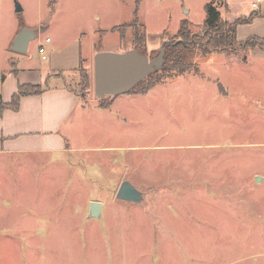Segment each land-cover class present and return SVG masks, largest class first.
<instances>
[{"label": "rangeland", "instance_id": "rangeland-1", "mask_svg": "<svg viewBox=\"0 0 264 264\" xmlns=\"http://www.w3.org/2000/svg\"><path fill=\"white\" fill-rule=\"evenodd\" d=\"M208 1L0 0V94L11 73L8 89L41 75L84 99L62 129L72 148L65 164L58 154L31 170L2 161L0 264H264V37L251 36L263 25L239 32L256 38L253 49L185 52L178 70L140 93L93 94V56L132 49L135 11L155 57L183 21L201 32ZM216 3L224 19L236 15ZM21 28L37 32L25 54L12 51ZM124 181L141 203L116 198ZM90 202L102 204L99 219L88 218ZM22 211L49 223L29 228Z\"/></svg>", "mask_w": 264, "mask_h": 264}, {"label": "crops", "instance_id": "crops-1", "mask_svg": "<svg viewBox=\"0 0 264 264\" xmlns=\"http://www.w3.org/2000/svg\"><path fill=\"white\" fill-rule=\"evenodd\" d=\"M254 1L255 0H247L248 8H243V10H241L237 7V3L226 0L228 11L230 12V10L234 8L236 10V15L234 17L226 15L225 20L233 21L239 17H248L252 12H255L253 10H256L251 7ZM260 2H262V0ZM258 11L261 13L262 17L254 19L249 26H259V24L264 26V11L261 9ZM246 26H240L237 29V39L239 41L245 40V38L241 39L239 37V32ZM251 36L264 37L263 34H253ZM46 39L49 38L47 37ZM48 43H51V39H49ZM79 59L80 55L75 64H79ZM49 76H55V74H49ZM14 77L15 75L8 73L6 78L3 79L2 86L4 91L2 90L3 94H0L1 103L8 104L20 85L42 86V91L36 95H26L21 97L17 110L13 111L5 109L0 113V165L2 164V161H6L12 157V159L19 161L23 168L31 170L34 166L31 162H36L35 160L38 157H41L42 164L44 165L43 158H46L51 154H58V156H61L65 153L71 152L72 148L69 147L68 142L63 139L62 129L65 124L71 120L72 115L77 108L79 109L82 107L84 99L80 97L75 90L66 85H60L63 83L59 82V78H56L59 83L45 85L47 78L43 80L41 75H37V78H32L22 84L9 86L8 89V81L12 80ZM90 92V89L86 91L87 99L91 94ZM61 157H63L61 164H65L64 161L66 160V157ZM22 161H27V163L23 164ZM27 175L31 177V172H28ZM11 184L16 187L13 182ZM24 213L25 212L21 213V215L30 221L27 224L29 228L37 227L41 220H43L46 225L49 223V221L42 219L44 216H38V212L33 214V216L40 217L38 218L39 220H34L33 216L27 215L31 213ZM32 231L34 230L32 229Z\"/></svg>", "mask_w": 264, "mask_h": 264}, {"label": "trees", "instance_id": "trees-1", "mask_svg": "<svg viewBox=\"0 0 264 264\" xmlns=\"http://www.w3.org/2000/svg\"><path fill=\"white\" fill-rule=\"evenodd\" d=\"M225 6L226 4L223 8H225ZM204 15L205 17L201 27V32L198 34L191 33L190 24L187 21H183L181 23L179 30L173 37L174 39L168 41L171 46L165 47V57L162 69L141 81L131 93H140V90L143 89L146 82L149 83V85L153 84L154 77L158 76L159 73L178 70V65H180L185 58V52L193 53L194 51H197L202 56H208L211 54H232L245 52L249 49L257 47L253 42L256 39L254 37H250L243 42L238 41L237 39L238 27L251 24L255 18L259 17L256 12H253L248 18L236 19L229 22L221 16L216 0H209L204 5ZM127 26L131 29L132 49H136L141 54L146 55L145 26L144 24L142 25L138 23L137 11L134 13L132 23ZM120 38L123 39L121 34ZM261 47V45L258 46L259 49ZM155 57H153V54L149 56L150 59ZM87 79L88 78L86 77V89L89 88ZM151 86L152 85L148 88ZM41 91L42 88L40 89L38 86L20 85L8 104H3L0 101V113L5 109L13 111L17 110L21 97L26 95H36ZM106 105V102H104L101 106L106 107Z\"/></svg>", "mask_w": 264, "mask_h": 264}, {"label": "water", "instance_id": "water-1", "mask_svg": "<svg viewBox=\"0 0 264 264\" xmlns=\"http://www.w3.org/2000/svg\"><path fill=\"white\" fill-rule=\"evenodd\" d=\"M22 9L16 5V12ZM37 37V32L21 28L16 36L12 51L25 54L29 43ZM170 42L163 41L158 49V55L150 59L136 49L123 52H97L93 57V94L98 99L118 97L131 93L138 84L148 76L162 69L165 57V47ZM259 181V178H256ZM116 198L125 203L139 204L143 200L141 191L133 184L124 181L120 184ZM102 213V204L90 202L88 218L99 219Z\"/></svg>", "mask_w": 264, "mask_h": 264}, {"label": "built area", "instance_id": "built-area-1", "mask_svg": "<svg viewBox=\"0 0 264 264\" xmlns=\"http://www.w3.org/2000/svg\"><path fill=\"white\" fill-rule=\"evenodd\" d=\"M259 1H260V0H255V1L252 3L251 7H252L253 9H256V8H257V3H258ZM48 42H49V39H46V43H48ZM44 52H45V49H44L43 47H40V48H39V53H40V54H44ZM42 59L45 60L46 57L43 55V56H42Z\"/></svg>", "mask_w": 264, "mask_h": 264}]
</instances>
